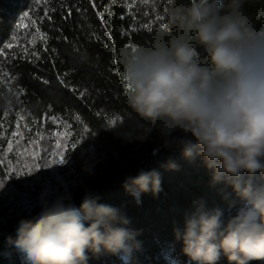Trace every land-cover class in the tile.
<instances>
[{"label": "clouds", "instance_id": "1", "mask_svg": "<svg viewBox=\"0 0 264 264\" xmlns=\"http://www.w3.org/2000/svg\"><path fill=\"white\" fill-rule=\"evenodd\" d=\"M163 15L167 27L150 42L116 51L127 109L105 129L126 143L158 132L161 147L189 161L201 157L212 183L230 184L244 201L227 225L220 209L200 205L183 232L175 229L191 261L217 264L221 254L229 264L264 260V185L245 179L264 175V27L252 23L242 0H172ZM0 101L11 106L14 98ZM165 166L178 170L171 159ZM122 186L139 202L141 193L161 191V174L141 169ZM34 207L35 215L17 221L15 240L28 264H87L88 252L123 259L139 246L129 219L90 190L77 205L70 188L44 189Z\"/></svg>", "mask_w": 264, "mask_h": 264}, {"label": "trees", "instance_id": "2", "mask_svg": "<svg viewBox=\"0 0 264 264\" xmlns=\"http://www.w3.org/2000/svg\"><path fill=\"white\" fill-rule=\"evenodd\" d=\"M171 2L39 0L33 5L31 0H0V48L12 41L13 32L17 34L15 23L26 10H33L37 27L43 24L41 33H45H39L35 42L12 41V48L0 56V97L14 98L11 106L0 101V121L7 128L17 115L22 123H31L35 117L45 121L42 131L46 138L53 130L51 121L46 120L51 114L59 123H67L72 138L80 140L57 182L49 181L44 171V180L38 184L9 181L30 196L13 200L7 186L0 195V264H28L15 246L17 221L29 213L35 215L36 198L44 189L70 188L77 205L85 190H90L98 203L118 208L130 221L126 227L138 233L139 246L130 256L122 259L121 254L88 252L87 264H196L183 253L175 229L183 232L186 217L200 205L205 210L220 209L224 225L244 207L230 184L212 183V173L201 157L189 161L178 149H164L158 132L143 143H126L105 129L127 109L116 51L134 42L148 43L155 30L167 27L163 13ZM230 2L223 0L225 5ZM242 7L257 28L264 27V0H242ZM44 9L50 19L43 16ZM33 52L39 53V59L30 55ZM43 79L49 83L44 85ZM169 159L177 163L178 170L166 168ZM141 169L161 174V191L157 195L141 193L137 202L122 184L126 176H135ZM245 179L264 185L261 173L245 174ZM217 264L229 261L221 254ZM249 264H264V260Z\"/></svg>", "mask_w": 264, "mask_h": 264}, {"label": "snow or ice", "instance_id": "3", "mask_svg": "<svg viewBox=\"0 0 264 264\" xmlns=\"http://www.w3.org/2000/svg\"><path fill=\"white\" fill-rule=\"evenodd\" d=\"M31 3L35 5L39 3V0H31ZM70 13L71 10H69V15ZM33 15L32 9L24 11L19 15L15 28L19 29L26 19L29 21L27 27L30 28L33 24H36L37 20L33 19ZM43 16L50 19L47 9L43 10ZM101 24L103 25V20H101ZM41 27H43V24L40 27H36L35 31L41 33ZM41 34L45 35V33ZM57 38L59 39V37ZM16 39V33L13 32L12 41ZM64 39L67 38L65 37ZM12 41L3 44V47L0 48V56L5 54V50L12 48ZM52 51L55 52L56 50L53 49ZM30 55H34L39 59L38 52L30 53ZM36 79H40V77H36ZM42 83L47 85L49 81L43 79ZM59 83L66 88L68 87L63 81H59ZM71 91L75 93L76 89H71ZM80 98L81 100L83 99V97ZM46 120L51 121V126L53 127L50 133L53 141L52 148H43L41 146V141L44 137L42 129L45 127V121H37L33 117L31 123H22L21 117L17 115L14 124H10L7 128L4 122L0 121V141L4 142L0 144V195L4 194L7 186L9 195L13 200L17 197L29 198L30 194L28 192H20L15 185L9 184V181L15 179L23 182L29 181L33 184L41 183L44 180L41 175L42 171L66 164L71 150H74L77 144L80 143V140L72 138L71 128L67 123H59L57 117L51 114L47 115ZM110 123L114 124L115 121ZM5 144L6 146H4ZM29 177L31 179H27Z\"/></svg>", "mask_w": 264, "mask_h": 264}, {"label": "rangeland", "instance_id": "4", "mask_svg": "<svg viewBox=\"0 0 264 264\" xmlns=\"http://www.w3.org/2000/svg\"><path fill=\"white\" fill-rule=\"evenodd\" d=\"M29 21L26 19L22 24L21 27L18 29L16 37L17 41H23L31 40L32 42H35L39 38V33L35 31V28L37 27V24H33L30 28L27 27ZM31 33V35H29ZM22 120L25 121V119L22 117ZM41 146L43 148H52L53 141L51 135L47 136L46 138H43L41 141ZM68 162L62 166L53 167L52 169L44 171L46 178H48L49 181L57 182L58 179H60L61 173L66 170L68 167ZM27 179H31L30 177Z\"/></svg>", "mask_w": 264, "mask_h": 264}]
</instances>
